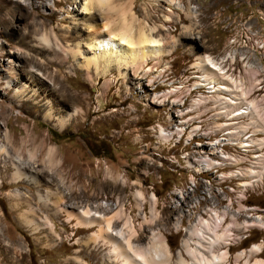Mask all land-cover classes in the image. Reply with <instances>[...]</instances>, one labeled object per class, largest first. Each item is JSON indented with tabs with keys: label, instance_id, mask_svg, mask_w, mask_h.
Listing matches in <instances>:
<instances>
[{
	"label": "rangeland",
	"instance_id": "rangeland-1",
	"mask_svg": "<svg viewBox=\"0 0 264 264\" xmlns=\"http://www.w3.org/2000/svg\"><path fill=\"white\" fill-rule=\"evenodd\" d=\"M84 1L0 0V264H121L70 219L98 206L165 264L264 260V0ZM124 16L160 53L85 66L129 45ZM229 52L224 74L203 68Z\"/></svg>",
	"mask_w": 264,
	"mask_h": 264
},
{
	"label": "bare ground",
	"instance_id": "bare-ground-1",
	"mask_svg": "<svg viewBox=\"0 0 264 264\" xmlns=\"http://www.w3.org/2000/svg\"><path fill=\"white\" fill-rule=\"evenodd\" d=\"M94 3H97V4L101 3L102 5H107V4H112V0H85L83 5H84L85 9H87V8L92 7V5ZM188 10H190V12L192 13L191 15H194L195 13L197 14L195 6H190V8ZM115 35H117L120 40H127L129 45L127 44L128 46H125L122 42H120L116 38L107 39V40L103 41L102 43L98 44V46L96 48L97 50L94 51L93 56L85 57L82 60L83 64L87 67H90L92 64L98 65L100 58L106 59L107 62H106L105 66L107 68L113 62H117L119 64H122V63L123 64H129V62H133L137 58H141V57L147 58L148 56H152L154 53H156L155 55H158L160 53L161 48H162L161 42L157 43L159 41V39L157 41V39H155L154 37H149L145 33H141V35H139V37L137 39L138 44H136V41L134 40L135 36L133 35V31L131 30V26L127 23L125 16L123 19V23L121 24V28L118 29V31ZM151 45H155V46H151ZM240 55H241L240 59H242L243 61L247 58V55H245L244 53H240ZM236 58H237L236 52L227 53V55L222 59V61H217V60L211 58L210 56H206V57L204 56V60H202L203 61L202 66L208 72H211L214 74L215 73L216 74H224L225 73V71H224L225 67L222 65V63L225 60H229V59L234 60ZM207 78L203 77L205 82H202V83H204L202 86L209 88V89H210V87H215L216 83L215 84H213V83L216 82L217 79L212 78V80L209 82V81H206ZM224 78H226V77H224ZM211 82H213V83H211ZM236 83H238V82H236ZM205 84H207V85H205ZM230 84L231 83L228 81V85H221L215 91L222 93V94H229L228 91H233V87H231ZM238 87L235 86V88H237V89H238ZM235 92L237 93V91H235ZM234 98H236L235 95H234ZM238 98H239V96H238ZM232 101L233 100L231 99L230 104L233 102L235 103V101H233V102ZM251 109H252V106H251ZM244 112L245 111H243V113ZM248 112H249V110L246 113H248ZM50 116H51V114L48 113L46 117L50 118ZM63 122H64V120L62 121V123ZM50 162L53 163V165L57 169L58 161H57L56 153L52 152V154L50 156ZM15 163H16V161H15ZM21 168H22V165H21ZM19 169H20V167H19ZM58 170H60V168H58ZM16 174H17L18 178H22V177H24V175H26V173H24L23 170L22 171L19 170ZM53 178H54L53 180H57L55 176H53ZM61 192L56 193L58 204L59 203L62 204L67 197L70 198L69 196H67L68 195L67 193H66L67 195H64V193L62 195ZM52 204L53 203H47V201H44L41 203V207H42V209H46V210L50 211V210L55 209V206H52ZM74 204H77V203H74ZM101 204H102V202H101ZM72 206H73V204H72ZM83 208H82V210H83L82 213L81 212H80V214L73 213L74 215L71 214L73 219L72 218H70V219L74 221V218H77L79 220V222L82 225H85L84 227L88 228V229H91V228L99 225L98 232L93 239L95 240V242L98 239L100 242H102L105 245L106 248L110 247V250L112 251V253L117 255L119 257V259L121 260V262H122L121 264H165L164 263L165 262L164 261L165 256L162 255V252L160 250L159 245L157 246L155 244L153 247L151 246L152 248L150 247V249L148 250L149 256L140 254L137 251L135 245L133 244V241L131 240V238L128 237L127 234H125L123 227L121 228V230L118 227V223L120 222V220L118 218L115 219L114 217L108 216L106 213H103L101 211L103 209V206H98V208H95V207H92V208L88 207L85 209H83ZM30 213H32V212H30ZM33 216L34 217L29 218L30 222H32V221L36 222L37 221L34 213H33ZM118 216L119 217L123 216V213H120ZM37 223L40 224V222H37ZM127 223L128 222L126 221V223H125L126 228L128 226ZM42 226H39V227H42ZM133 231H135V229ZM139 246H141V245H139ZM257 248L258 249H253V250L258 251L260 249V247H257ZM167 250L169 251V249H167ZM197 250L201 251L202 249L198 248ZM204 261L206 262L205 259H204ZM214 261H215L214 259H209L207 264H214ZM182 263H183V261L180 262L179 264H182ZM184 264H187V263H184ZM189 264H192V263L190 262ZM253 264H264V260L257 259Z\"/></svg>",
	"mask_w": 264,
	"mask_h": 264
}]
</instances>
